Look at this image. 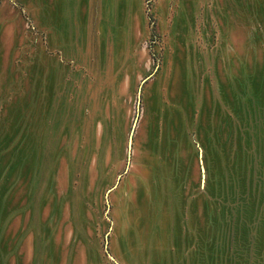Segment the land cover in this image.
I'll return each instance as SVG.
<instances>
[{
	"label": "rangeland",
	"instance_id": "obj_1",
	"mask_svg": "<svg viewBox=\"0 0 264 264\" xmlns=\"http://www.w3.org/2000/svg\"><path fill=\"white\" fill-rule=\"evenodd\" d=\"M0 264H264V0H0Z\"/></svg>",
	"mask_w": 264,
	"mask_h": 264
}]
</instances>
